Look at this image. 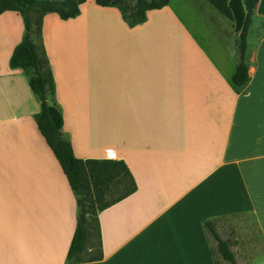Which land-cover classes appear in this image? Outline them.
Here are the masks:
<instances>
[{"label":"crops","instance_id":"0c3cea01","mask_svg":"<svg viewBox=\"0 0 264 264\" xmlns=\"http://www.w3.org/2000/svg\"><path fill=\"white\" fill-rule=\"evenodd\" d=\"M233 3L170 0L135 26L95 0L74 18L44 16L75 155L112 149L137 184L99 213L102 259L77 264H232L206 222L221 235L238 214L252 215L264 246V32L249 30L240 93ZM24 31L20 13L0 14V264H69L76 195L38 128L28 77L10 66Z\"/></svg>","mask_w":264,"mask_h":264},{"label":"trees","instance_id":"16d2710c","mask_svg":"<svg viewBox=\"0 0 264 264\" xmlns=\"http://www.w3.org/2000/svg\"><path fill=\"white\" fill-rule=\"evenodd\" d=\"M86 0H0V14L17 11L24 22V35L10 58L12 68H20L26 74L30 87L40 101L36 122L48 145L59 160L78 206V223L68 251L67 262L77 264L100 260L103 257L100 236L99 213L124 199L137 189L136 181L122 159L88 158L75 155L71 140L64 133V116L56 100V83L43 40V21L47 13L55 12L62 19H70L81 12ZM101 6L120 9L124 20L135 26L147 20L148 11L168 5L170 0H95ZM236 3L238 34V62L232 78L240 93H245L250 81L248 62V34L253 23L254 11H249L247 0ZM119 183L123 191L110 199L113 185ZM80 214H85L84 223ZM210 234L218 243L224 259L237 264L235 253L228 240L222 238L212 221L206 222ZM90 236L96 238L88 251Z\"/></svg>","mask_w":264,"mask_h":264},{"label":"rangeland","instance_id":"374dc122","mask_svg":"<svg viewBox=\"0 0 264 264\" xmlns=\"http://www.w3.org/2000/svg\"><path fill=\"white\" fill-rule=\"evenodd\" d=\"M253 11L251 33L256 30L264 32V16L259 15L256 9ZM122 191L121 184H114L109 198L117 197ZM228 220L226 223L221 220L218 230L224 238L230 239L231 249L235 251L239 260L242 262L254 260L255 264H262L264 261V246L252 215L238 214ZM93 240L96 241V238L94 237Z\"/></svg>","mask_w":264,"mask_h":264},{"label":"water","instance_id":"95a60500","mask_svg":"<svg viewBox=\"0 0 264 264\" xmlns=\"http://www.w3.org/2000/svg\"><path fill=\"white\" fill-rule=\"evenodd\" d=\"M249 11L257 10L259 15L264 16V0H247ZM81 222L85 221V214H80Z\"/></svg>","mask_w":264,"mask_h":264},{"label":"built area","instance_id":"2783aa9c","mask_svg":"<svg viewBox=\"0 0 264 264\" xmlns=\"http://www.w3.org/2000/svg\"><path fill=\"white\" fill-rule=\"evenodd\" d=\"M115 158H116V153L112 149H109L107 151V159H115Z\"/></svg>","mask_w":264,"mask_h":264}]
</instances>
